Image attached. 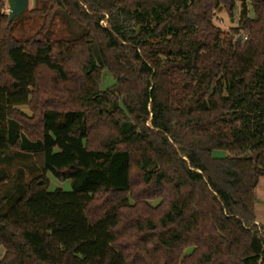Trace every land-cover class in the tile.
Masks as SVG:
<instances>
[{"label":"trees","instance_id":"1","mask_svg":"<svg viewBox=\"0 0 264 264\" xmlns=\"http://www.w3.org/2000/svg\"><path fill=\"white\" fill-rule=\"evenodd\" d=\"M35 2L25 40L0 12V152L39 169L0 264H264V0Z\"/></svg>","mask_w":264,"mask_h":264},{"label":"rangeland","instance_id":"2","mask_svg":"<svg viewBox=\"0 0 264 264\" xmlns=\"http://www.w3.org/2000/svg\"><path fill=\"white\" fill-rule=\"evenodd\" d=\"M2 2L1 13L8 14V5L6 0ZM36 5L35 0H29L27 9L11 23V35L18 40H25L30 37L40 26L41 18L32 16L29 11ZM240 3H237L233 18H230L224 11L217 12L214 16L213 23L220 27L221 30L228 32L231 27L237 26L240 18ZM248 14H251L249 12ZM53 39H58L63 36L64 30L56 22L53 26ZM114 81L107 74L104 73L101 89L110 86ZM27 116L31 115V110L28 106L18 107ZM227 152L224 150L213 151L214 157H224ZM39 174V169L29 154L22 153L16 149H10L7 152H0V199L6 197V200H12L16 195V188L29 183L36 175ZM49 179L48 190L61 188L63 190H70L71 183L69 179L59 180L52 174L48 173ZM7 203V204H8ZM10 204V203H9ZM9 207V206H8ZM7 207V208H8ZM7 208H3L5 211ZM254 214L256 217L255 223L264 225V176L260 177L255 188V205ZM189 251V250H188ZM186 251V253L188 252ZM4 253V248L0 246V259Z\"/></svg>","mask_w":264,"mask_h":264},{"label":"water","instance_id":"3","mask_svg":"<svg viewBox=\"0 0 264 264\" xmlns=\"http://www.w3.org/2000/svg\"><path fill=\"white\" fill-rule=\"evenodd\" d=\"M8 5V22L13 21L16 17L22 14L28 6L29 0H6ZM241 36H238V40Z\"/></svg>","mask_w":264,"mask_h":264},{"label":"built area","instance_id":"4","mask_svg":"<svg viewBox=\"0 0 264 264\" xmlns=\"http://www.w3.org/2000/svg\"><path fill=\"white\" fill-rule=\"evenodd\" d=\"M245 38V37H244Z\"/></svg>","mask_w":264,"mask_h":264}]
</instances>
